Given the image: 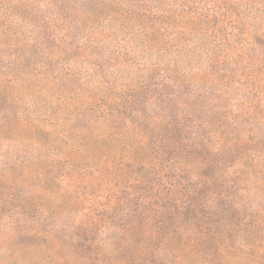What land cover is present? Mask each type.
<instances>
[{
  "label": "trees",
  "instance_id": "16d2710c",
  "mask_svg": "<svg viewBox=\"0 0 264 264\" xmlns=\"http://www.w3.org/2000/svg\"><path fill=\"white\" fill-rule=\"evenodd\" d=\"M6 54L0 94L30 100L62 85L48 98L58 111L44 118L50 131L42 124L32 145L46 152L24 173L65 201L0 190V241L108 247L122 253L118 264H137L147 243L172 264H264V0H0ZM50 60L67 62L61 74L45 73ZM26 62L38 67H8ZM33 80L43 86L21 89ZM0 102V118L12 114ZM80 165L111 200L62 220L92 200Z\"/></svg>",
  "mask_w": 264,
  "mask_h": 264
},
{
  "label": "rangeland",
  "instance_id": "374dc122",
  "mask_svg": "<svg viewBox=\"0 0 264 264\" xmlns=\"http://www.w3.org/2000/svg\"><path fill=\"white\" fill-rule=\"evenodd\" d=\"M32 18H36L34 14L31 15ZM6 50V49H5ZM8 51V50H7ZM13 53L8 51V54ZM8 54L0 59V65H6L8 62V58L10 57ZM36 57H41L40 55H36ZM26 62V66L23 70H18L14 65L8 64V67L12 70V72L22 73L21 71L30 72L32 68H37V64L30 63L31 66H28ZM48 65L50 66V71L45 72L49 74H57L62 72L64 68L62 66H66L67 62H60L56 64L54 61H48ZM74 70L76 72L77 81L80 82L81 87L84 91H91V87L85 86L82 83V75L79 72L81 70V66H75ZM44 68H42V72L44 73ZM45 77L47 74H43ZM59 75V74H58ZM60 80L58 79L57 82ZM30 84L24 82V86L21 89L29 92L28 90H35L37 86H43L41 82L36 80L30 81ZM1 85V84H0ZM28 85V89L27 88ZM75 85V84H74ZM76 86V85H75ZM18 88V86H16ZM60 84H47L44 86V93L41 95H35L34 98L27 100L23 94L21 97H17L11 91H7L4 94H0V100H4L11 103H7L8 109L11 110L10 113L4 115L0 118V190L8 193L10 191L15 190H23L25 194L34 193L35 198L37 200H41L42 204L48 206H52L51 196L47 192L37 191L35 188V184L37 183L35 179H31L27 175H25L24 169L29 166L27 161H30V165L34 162V156H38L39 154H43L46 151L43 149L38 150L32 147L36 142H40L42 136L47 134L46 131H50L49 125L53 123L51 121L45 122L49 115L48 110L54 112L50 114L53 118L58 111H55L57 108L51 106L49 104L48 98H52L50 93L53 94L59 91L57 89L61 88ZM64 87V85H63ZM20 89V90H21ZM56 91V92H55ZM15 103V104H14ZM56 104V103H55ZM18 105V106H17ZM45 106V107H44ZM32 108L33 111H30ZM38 108V109H37ZM4 109V105L0 102V110ZM26 110L27 113H24ZM40 111H43L39 113ZM47 112V114L45 113ZM24 114V115H19ZM19 115V117H18ZM32 122L29 121L31 116H34ZM23 116H27L26 121H22ZM22 117V118H21ZM16 121V122H12ZM42 124L46 125L45 132L42 130ZM48 125V126H47ZM30 152H33L30 154ZM81 166V165H80ZM12 170H16L14 174H12ZM258 170H262L259 168ZM79 174L76 175L77 182H80L86 186V194L92 195V200L90 202L80 203L79 207L76 211L68 212V214L62 218V220L74 221L80 218L78 213L82 210L87 211V214H92V211L100 208V204H107L111 200V193L105 185H98V182L94 180L92 176H89L84 170H77ZM264 172V167H263ZM206 173H209L208 171ZM14 175V176H12ZM62 186V185H61ZM247 186V185H246ZM65 188L66 186L63 185ZM70 191H73V188H69ZM122 190H115L114 192L117 194H121ZM126 193V191L124 192ZM2 198V194L0 191V200ZM65 200L62 198H56L53 200L54 204L61 205ZM256 201V200H255ZM258 203V202H257ZM2 205V212H0V236L7 232L9 226H6L5 212L9 210L8 204H0ZM263 205L264 202L260 203ZM244 216L249 214L247 212H241ZM260 211L257 208L254 210L253 214L250 213L249 217L259 216ZM252 219V218H250ZM53 227L57 229L60 228V220L58 219L55 223H52ZM62 233V232H61ZM238 235L235 236L237 238ZM63 240V239H62ZM244 242V246L237 242L236 246H239L243 252L247 254V239H240ZM36 241H32L29 244H20L14 243V241L6 243L5 241H0V264H118L116 263L121 257L122 253L114 250L112 248H100V247H91V246H78V244H65L58 243L52 245H41L35 244ZM151 244V243H150ZM149 243L147 245L138 246L136 249V255L139 257L137 259V264H172L174 258L171 255H168V258L163 255V250H158V248L151 249ZM250 245V244H249ZM132 246L129 245L126 250L132 252ZM130 253V254H131ZM195 262H200L199 259H196ZM230 264L232 260L228 261ZM233 263V262H232ZM242 264H251L249 261H243Z\"/></svg>",
  "mask_w": 264,
  "mask_h": 264
}]
</instances>
